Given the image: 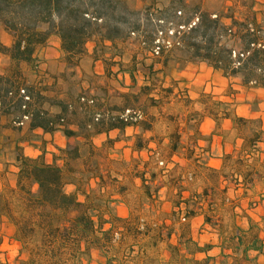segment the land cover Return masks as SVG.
<instances>
[{
	"label": "trees",
	"instance_id": "16d2710c",
	"mask_svg": "<svg viewBox=\"0 0 264 264\" xmlns=\"http://www.w3.org/2000/svg\"><path fill=\"white\" fill-rule=\"evenodd\" d=\"M166 10L153 5L136 8L127 0H0V24L12 38L8 46L0 43V53L7 55L11 62L8 71L0 73V118H8L3 128L19 130L21 125L18 123L24 117L29 118L30 128L38 127L44 132H52L65 123L63 101L51 100L44 94L45 88L27 82L20 69V62L34 66L37 47L44 45L51 34L59 38L64 59L71 66L78 65L91 39L97 41L94 47L97 50V45L105 46V41L114 44L118 39L134 35L145 45L143 48L162 57L155 61L162 69L167 67L177 50L179 60L205 61L225 77L240 75L244 86L264 88V27L258 17L256 2H250L248 12L240 18L228 16L229 24L222 21L225 15L221 13H195L197 22L193 20L178 25L186 30L169 28L176 38L174 43L166 40L170 46L160 44L157 34L163 32L156 29L157 23L172 24L171 20L157 17ZM155 47H158L157 54L154 53ZM148 67L152 69L151 64ZM129 74L132 75L131 70ZM145 87L142 86V90ZM123 95L129 98L135 94L127 92ZM45 103L56 104L60 111L52 114L45 108ZM126 109L129 108L123 104L121 113ZM121 113L106 122L109 129L123 130L126 125L148 129L147 119L136 124L138 120L124 119ZM208 114L215 119L213 113ZM221 117L235 123L247 120L236 114L231 117L226 110L221 112ZM92 121L94 131L101 130L104 122L100 115L98 120ZM62 131L68 139L82 136L67 126ZM259 134L257 131L253 135L252 143L258 142ZM82 137L84 143L67 142L64 147L57 148L52 162H47L43 155H26L20 141L15 142V183L10 185L4 181L0 188V217L14 226L15 238L27 252L17 264H83V256L87 257L85 264H88L90 248L97 247L107 253L113 247V224L106 229L103 227L104 223L113 222L110 218H103L99 205L90 199L89 191L75 182L76 173L88 169L87 161L83 162L82 170L75 165L82 156L81 143L88 151L93 149L91 135L86 132ZM171 138V150L175 151L179 134L175 132ZM134 146L142 148L139 137H136ZM153 176L154 173H150V177ZM140 177L145 183L144 176ZM68 184L74 185L73 191H66ZM143 185L147 190L148 186ZM79 195L84 199L80 200ZM167 227L166 234L170 237V228ZM140 234L147 235V230H134L133 237ZM232 243L229 247L235 255L231 261L229 255H223L220 264H243L242 260L248 259L245 252L236 256L239 247L232 246ZM255 246L254 243L252 247ZM168 248L171 255L180 256L186 264H208L207 259L194 257L204 251V246L183 232L179 233L177 243L169 244ZM126 259L111 260L109 256L106 264L132 263ZM0 264L6 263L0 260Z\"/></svg>",
	"mask_w": 264,
	"mask_h": 264
},
{
	"label": "rangeland",
	"instance_id": "374dc122",
	"mask_svg": "<svg viewBox=\"0 0 264 264\" xmlns=\"http://www.w3.org/2000/svg\"><path fill=\"white\" fill-rule=\"evenodd\" d=\"M127 1L136 8H145L148 5H153L154 8L167 9L157 16L172 21L171 25L157 23L156 29L163 32L160 35L159 33L157 34L160 44H165L166 40L174 43L176 38L168 31L169 28L173 27L175 31L186 30L185 28H179L178 25L189 21L192 22L193 20L197 22L195 13L199 14L204 11L214 14L221 13L225 15L222 21L229 24L230 18L228 16L234 15L236 18H240L242 14L248 12L250 2H257L258 17L264 27V2L256 0ZM141 21L144 23V28H146L145 20L142 19ZM154 21L156 23L157 18ZM149 28L152 29L151 26ZM11 42V36L0 24V43L8 46ZM96 42L95 39H91L86 46L95 47ZM115 43L120 46L119 48L124 49V64L130 63L123 69L125 71L131 70L138 76H140V73L146 75L148 81L146 84L138 85L137 81L141 78L136 81L134 77L130 76L133 84L130 85L128 92L135 95H130L128 98L123 93L121 100L118 92H116L114 108L118 107L119 103L117 102L121 100L131 111H139L141 118L136 124L143 122L146 115L147 121L145 122L149 124L148 129L151 133L146 131L147 129L140 127L141 130L136 137H139L142 143L143 155L141 157L131 156L129 160L114 154L117 153L115 152L117 148L110 146L112 144L110 140H106L102 146H98L93 143L90 137L93 147L92 151H88L87 147L81 143L82 156L75 165L82 170L84 167L83 162L87 161L88 169L87 171L77 172L75 182H78L83 190L89 191L90 199L99 205L103 218H110L111 222H113L104 223V229L108 228L110 224H113L114 227L111 234L113 247L107 253L97 247L90 248L88 264H106L109 256L111 260H120L126 257L127 261L132 262L131 264H186L180 256L171 255L168 248L169 244L177 243L178 234L183 232L193 239L192 232L197 236L201 229L207 230V227L203 226L206 219L202 222L200 217L201 214H204V218H208V223L212 226V229L215 228L217 233L219 231L222 234L230 235L235 224L234 215H232L230 206L221 202L222 196L220 194L222 191L225 192V189H220V174L204 165V160L201 156L195 157L194 150H188L185 154L181 147L178 146V155H186L188 161L184 159L177 161L176 157L172 156V150L166 148L162 139L165 137V133H178L181 127L183 133L179 134V144H183L182 142L186 141L184 128L194 130L196 124L194 121L182 125V118L186 112H189L196 119L203 113L211 112L216 116L217 125L222 127L221 112L226 110L233 117L236 102L228 101V99L218 100L216 99L218 95L212 93H201L190 104L191 100L188 98L187 89L184 85H181L180 89L177 84H173V81L164 80L166 76H174L175 73L184 70L190 63L177 59L176 56H180L179 51L176 50L173 53L174 55L168 61L167 67L150 70L148 66L150 64L153 65L154 61L161 60L162 57L152 54L147 48H143L145 45L141 44L140 38L138 39L132 35L131 37L118 39ZM97 46L100 52L104 50V47ZM4 55L0 53V73L8 71L11 63L6 60ZM34 65H37L36 61ZM68 66L72 69L66 70L64 73L50 75V77H54V81L50 85L38 84L33 79L28 78L26 71H21L27 82L36 83L38 86L44 87V94L51 100L76 102L78 104L76 105V113L71 110L68 113H70L71 118L78 119L90 104L83 103L79 99L80 96L86 95L80 89L79 79L74 69L77 65ZM137 69L140 73L136 72ZM235 77L237 79L228 83L221 94L247 101L250 104L249 110L251 114L249 117H244L247 120L243 123H235L230 119L233 129L231 133L230 130H223L229 133V137L235 135L236 138L243 139L246 142V147L249 146L253 156L237 159L231 156L227 157L225 168L221 174L224 176L230 175L233 165H236V168L240 171L253 166L255 167L254 178L257 181L261 178L264 182V144L262 143L264 142V130L262 129L260 117L264 114V90H258L256 89L258 87L252 85L244 86L241 84L240 75ZM142 86L147 87L142 90ZM149 94L151 95L149 96ZM44 106L52 114L60 110V107L56 104L45 103ZM78 107L80 110H78ZM7 119L6 117L0 118V173L2 176L0 178L2 180L0 188L3 187L4 181L13 185L10 182H13L16 172L14 145L16 141L19 140L21 142L23 138L19 131L3 128V124L7 123ZM257 131L260 133L258 142L252 143L251 138ZM80 134L83 136L85 131L83 130ZM82 136L72 137L67 142L84 143ZM26 137L35 142L42 140L40 135L36 133H28ZM56 141L58 140L56 139ZM155 143L159 144L158 148ZM34 144L37 145L38 143ZM154 146L155 153L148 154L149 151L154 149ZM57 148L59 147L53 148L49 145L45 148L44 146L42 154L46 155L47 160L51 159L50 162H52L53 154L58 152ZM23 149L26 154H29V151L32 154L36 151L35 148L30 150L28 146H24ZM112 154H114V157L110 156ZM57 162L60 163V161ZM150 173H154L152 178H150ZM140 176H144L145 183H142ZM143 184L148 186L147 190ZM65 189L66 191H73L74 185L68 184ZM210 193H215L211 200L213 198H216V200L208 203V199L210 200L208 195ZM79 199L83 200L84 197L79 195ZM206 203H213L214 206L210 209L205 206ZM121 207H126L123 211L124 213H121L122 215L120 214ZM117 217L121 218V220L117 219ZM167 226L170 228V237L166 234L168 231L166 229ZM134 230H140L141 232L147 230V235L140 234L135 238L133 237ZM209 232L212 231L209 230ZM121 233H124L123 236H121ZM0 236L1 261L6 264H17L20 259L26 257L27 252L15 238L14 226L4 217H0ZM140 246L141 248H139ZM168 253L169 256H167ZM86 258V256H83V264L87 263ZM111 264H116V262Z\"/></svg>",
	"mask_w": 264,
	"mask_h": 264
},
{
	"label": "crops",
	"instance_id": "0c3cea01",
	"mask_svg": "<svg viewBox=\"0 0 264 264\" xmlns=\"http://www.w3.org/2000/svg\"><path fill=\"white\" fill-rule=\"evenodd\" d=\"M264 2V0H256ZM257 5V2H256ZM104 50L101 52L90 46L86 48V53L80 59L78 65L74 67L79 79V85L82 92L94 100L93 104H90L82 116L78 119L71 118L68 111L76 113V102L70 103V101H63V105L66 108L65 123L58 127V129L52 132H44L41 128H30V120L26 118L23 120L19 130L23 138L20 144L28 146L30 150L35 148L36 151L32 154L25 153L28 156L36 157L43 155L42 152L45 148L51 145L53 148L64 147L69 140L63 134V128L67 126L79 134L82 130L85 133L91 135V139L95 145L102 146L106 140L111 141L113 148H117L114 153L116 156H123L126 160L130 157H141L143 155L142 148L136 149L135 137L140 132L139 125H126L123 130L113 128L109 129L106 122L112 117L121 112L123 108L122 94L127 93L130 89L131 77L129 71H125L123 68L129 65L124 64V49L119 48L118 44H112L109 41L104 42ZM117 46V47H116ZM8 62L10 61L7 55H4ZM37 65L31 66L26 62H20V68L24 72L26 71L29 79H33L38 84L50 85L54 81V73H64L70 68L64 61V53L60 49L59 38L51 34L46 43L37 47L35 51ZM131 57V56H130ZM161 65L158 62H153L152 69H160ZM137 73L140 71L137 69ZM137 81L138 85L146 84L148 77L140 73V76L132 75ZM132 77V78H133ZM173 81V84H177L181 89V85H184L187 89L188 98L191 100L190 104L201 93H212L218 95L216 99L236 102L235 114L241 117L250 116V104L241 99L230 98L226 94H221L226 88V85L237 77H225L219 70H215L205 61L190 62L186 68L180 72L175 73L174 76H166L164 80ZM240 79V78H238ZM240 81V80H239ZM258 90H264V88H256ZM118 92L120 99L118 107L114 109L115 93ZM151 94H149L150 96ZM157 96V95H155ZM247 100V99H246ZM238 101V102H237ZM80 105V104H79ZM78 110L80 108L78 107ZM60 111V110H59ZM57 111V112H59ZM55 112V113H57ZM99 114L104 125L101 130L94 131L93 117ZM145 115V120H146ZM262 120V129L264 130V114L260 116ZM196 122L194 130H187L184 128V136L186 141L179 144L177 142V148L172 151V156L176 157L177 161L184 159L188 161V157L180 156L177 152L178 146L181 147L186 154L188 150H194L195 157H200L204 160V165L208 166L212 171L219 173L220 175V189H225V192H221L222 201L224 205L230 206L232 209V215H234V226L230 235L222 234L209 225L208 221H205L204 227L207 230L201 229L200 233L196 235L192 232V237L199 245L204 246V251L198 252L194 255L196 259H207L208 264H220L223 255H229L228 259L231 261V257L235 255L232 249L229 247L232 243L234 247H239L236 256H241L246 253L248 259H243V264H264V182L261 178L259 181L254 178L255 167H247L240 171L233 165L230 171V175H222L226 165L227 157L231 156L234 159L250 157L253 153L250 151L249 146L246 147V142L243 139L236 138L235 135L229 137V133L224 132L223 129L233 131L232 122L230 119L223 118L222 127L217 125V120L214 119L208 113H203L198 116V119L186 112L182 118V125ZM232 129V130H231ZM146 131L150 132L149 129ZM28 133H36L42 138L41 141L35 142L26 137ZM182 128L180 127L178 134H181ZM227 134V136H226ZM49 139V140H47ZM56 139L58 141H56ZM167 149H171L172 140L171 134L165 133V137L162 139ZM181 142V141H180ZM34 143H38L35 145ZM264 144V142H262ZM156 147H159L158 143H155ZM42 147V148H40ZM26 149V148H25ZM155 153L154 149L149 151L148 154ZM114 154L110 155L114 157ZM245 154V155H243ZM47 162L46 155H43ZM264 165V164H263ZM254 168V170H253ZM0 173V178H1ZM151 178V177H150ZM0 179V185H1ZM146 181V180H145ZM12 184L15 183V178ZM215 190V188H213ZM215 193L208 195L209 201H215ZM210 209L214 206L213 203L208 204ZM221 204V203H220ZM216 206V204H215ZM126 207L120 208V214L124 213ZM121 214V215H122ZM202 222H204V214L200 215ZM211 230L212 232H209ZM193 231V229H192ZM179 235V234H178ZM227 235V236H226ZM178 237V236H177ZM178 238L176 239L177 242ZM232 241V242H231ZM256 244L255 248L252 247ZM169 256V253L168 255Z\"/></svg>",
	"mask_w": 264,
	"mask_h": 264
},
{
	"label": "built area",
	"instance_id": "2783aa9c",
	"mask_svg": "<svg viewBox=\"0 0 264 264\" xmlns=\"http://www.w3.org/2000/svg\"><path fill=\"white\" fill-rule=\"evenodd\" d=\"M179 13V12H178ZM182 28V26H180ZM170 33H172V31H169ZM161 34V32H159V35ZM158 43V40L156 41ZM166 45L170 46V42L169 41H166L165 43ZM158 47H155L154 49V53L157 54L158 53ZM80 101L83 102V103H86V104H93L94 100L92 98H89V97H86V96H80ZM122 117H124V119L126 118H129V119H132L133 121H137L141 118V113L137 110H129V109H126L125 112H123V114H121ZM99 118V114H96L94 116V119L95 120H98ZM26 119V117H24L18 124L21 125L23 120Z\"/></svg>",
	"mask_w": 264,
	"mask_h": 264
}]
</instances>
